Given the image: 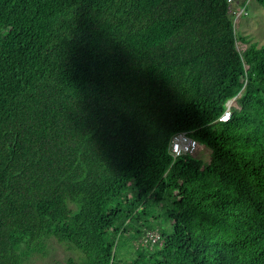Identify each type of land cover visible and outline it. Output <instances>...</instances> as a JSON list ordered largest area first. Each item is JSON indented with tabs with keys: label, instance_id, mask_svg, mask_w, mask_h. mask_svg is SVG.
Wrapping results in <instances>:
<instances>
[{
	"label": "trees",
	"instance_id": "1",
	"mask_svg": "<svg viewBox=\"0 0 264 264\" xmlns=\"http://www.w3.org/2000/svg\"><path fill=\"white\" fill-rule=\"evenodd\" d=\"M229 4L0 0V264L50 237L66 264H264V43L237 49ZM180 132L210 160L173 159Z\"/></svg>",
	"mask_w": 264,
	"mask_h": 264
},
{
	"label": "rangeland",
	"instance_id": "2",
	"mask_svg": "<svg viewBox=\"0 0 264 264\" xmlns=\"http://www.w3.org/2000/svg\"><path fill=\"white\" fill-rule=\"evenodd\" d=\"M243 8L246 14H240L236 16L234 7ZM229 15L232 19L234 31L237 36L236 47L239 51H242L248 43H242L241 37L249 39V43H255L260 46L264 43V7L260 5L256 0H233L229 4ZM233 104H236V99L231 100ZM237 105V104H236ZM202 148H199L193 157L199 158L204 162L210 160V150L200 143ZM169 190H166L162 197V201L157 205L151 204L153 213L157 215L154 220H149L146 223L151 224L154 230L159 233L164 231L165 233L171 232V221L166 218V211L171 207L173 196L169 194ZM131 234V232H130ZM128 236H122L118 238L117 245L115 247V253L117 257L126 259L130 257L128 249ZM80 254L69 247L65 243L58 242L54 237L47 238L44 242V247L40 252L33 254L25 264H66L69 259L77 260Z\"/></svg>",
	"mask_w": 264,
	"mask_h": 264
},
{
	"label": "built area",
	"instance_id": "3",
	"mask_svg": "<svg viewBox=\"0 0 264 264\" xmlns=\"http://www.w3.org/2000/svg\"><path fill=\"white\" fill-rule=\"evenodd\" d=\"M229 3H232V0H228ZM234 12L236 16H239L240 14H246V11H244L243 8L234 7ZM236 106V104H233V102L230 100L226 103V108L224 112L220 115L219 121H226L230 117L231 114V108ZM199 148H202L200 143L190 137L186 132H180L172 136L169 144V154L172 156V158H176L179 155L182 154H190L193 155ZM160 240V235L157 230H148L145 233H143L139 239L140 243H145L149 245V248L153 249L155 243H157Z\"/></svg>",
	"mask_w": 264,
	"mask_h": 264
},
{
	"label": "water",
	"instance_id": "4",
	"mask_svg": "<svg viewBox=\"0 0 264 264\" xmlns=\"http://www.w3.org/2000/svg\"><path fill=\"white\" fill-rule=\"evenodd\" d=\"M237 96H239V94H238ZM237 96H236V97H234L233 99L237 98Z\"/></svg>",
	"mask_w": 264,
	"mask_h": 264
}]
</instances>
